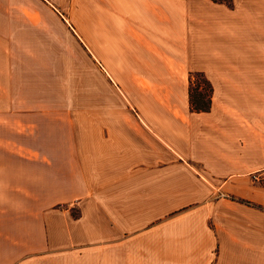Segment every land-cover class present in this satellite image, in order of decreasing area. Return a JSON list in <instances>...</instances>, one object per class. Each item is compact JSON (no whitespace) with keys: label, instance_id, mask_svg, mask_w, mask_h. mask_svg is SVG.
<instances>
[{"label":"crops","instance_id":"obj_1","mask_svg":"<svg viewBox=\"0 0 264 264\" xmlns=\"http://www.w3.org/2000/svg\"><path fill=\"white\" fill-rule=\"evenodd\" d=\"M13 1L0 0V264H264V0H122L139 25L170 19L181 101L141 110L136 144L85 148L52 144L35 122L50 109L16 91L35 56ZM190 72L211 84L208 111L190 109Z\"/></svg>","mask_w":264,"mask_h":264},{"label":"rangeland","instance_id":"obj_2","mask_svg":"<svg viewBox=\"0 0 264 264\" xmlns=\"http://www.w3.org/2000/svg\"><path fill=\"white\" fill-rule=\"evenodd\" d=\"M9 7L19 12L20 28L29 21L35 56L33 80L20 82L16 91L21 96L29 90L36 107L50 109L36 114L35 122L47 118L52 144H136L141 110L180 105L185 72L169 65L170 19L157 27L150 19L139 25L124 19L122 0H17ZM190 73L188 82L204 92L201 73Z\"/></svg>","mask_w":264,"mask_h":264},{"label":"trees","instance_id":"obj_3","mask_svg":"<svg viewBox=\"0 0 264 264\" xmlns=\"http://www.w3.org/2000/svg\"><path fill=\"white\" fill-rule=\"evenodd\" d=\"M214 2L224 3L228 7L233 6V0H212ZM202 78V82L206 85L205 91L199 90V85L193 86L191 78L189 79V103L190 109L192 111H208L211 105V92L212 87L210 82L204 77L203 74H200ZM192 76V73H190Z\"/></svg>","mask_w":264,"mask_h":264},{"label":"built area","instance_id":"obj_4","mask_svg":"<svg viewBox=\"0 0 264 264\" xmlns=\"http://www.w3.org/2000/svg\"><path fill=\"white\" fill-rule=\"evenodd\" d=\"M254 178H256V177L254 176Z\"/></svg>","mask_w":264,"mask_h":264}]
</instances>
